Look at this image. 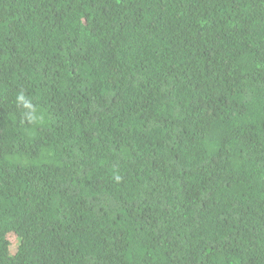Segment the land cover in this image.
<instances>
[{
    "label": "trees",
    "instance_id": "1",
    "mask_svg": "<svg viewBox=\"0 0 264 264\" xmlns=\"http://www.w3.org/2000/svg\"><path fill=\"white\" fill-rule=\"evenodd\" d=\"M0 264H264V0H0Z\"/></svg>",
    "mask_w": 264,
    "mask_h": 264
},
{
    "label": "clouds",
    "instance_id": "2",
    "mask_svg": "<svg viewBox=\"0 0 264 264\" xmlns=\"http://www.w3.org/2000/svg\"><path fill=\"white\" fill-rule=\"evenodd\" d=\"M17 106L25 109L24 116L30 124L40 123L42 116L38 114V109L33 105L31 99L26 97L23 92L16 97Z\"/></svg>",
    "mask_w": 264,
    "mask_h": 264
}]
</instances>
